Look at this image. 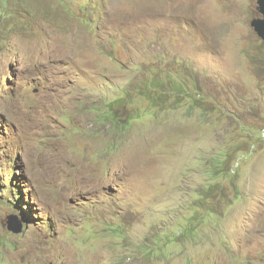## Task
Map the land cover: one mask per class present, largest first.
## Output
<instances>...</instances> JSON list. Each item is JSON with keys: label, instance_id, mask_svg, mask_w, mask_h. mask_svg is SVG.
Instances as JSON below:
<instances>
[{"label": "rangeland", "instance_id": "obj_1", "mask_svg": "<svg viewBox=\"0 0 264 264\" xmlns=\"http://www.w3.org/2000/svg\"><path fill=\"white\" fill-rule=\"evenodd\" d=\"M258 7L0 0V264H264Z\"/></svg>", "mask_w": 264, "mask_h": 264}, {"label": "water", "instance_id": "obj_2", "mask_svg": "<svg viewBox=\"0 0 264 264\" xmlns=\"http://www.w3.org/2000/svg\"><path fill=\"white\" fill-rule=\"evenodd\" d=\"M258 3H259L258 11L263 15V18L254 20L252 22V26L254 27V29L256 30L258 35L260 37H262L264 40V0H258ZM15 223H17V222H15V221L10 222L9 230H11L14 233L21 232L23 230L22 223H19L18 227L15 225Z\"/></svg>", "mask_w": 264, "mask_h": 264}, {"label": "clouds", "instance_id": "obj_3", "mask_svg": "<svg viewBox=\"0 0 264 264\" xmlns=\"http://www.w3.org/2000/svg\"><path fill=\"white\" fill-rule=\"evenodd\" d=\"M258 5H259V3H258Z\"/></svg>", "mask_w": 264, "mask_h": 264}]
</instances>
